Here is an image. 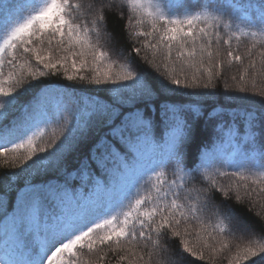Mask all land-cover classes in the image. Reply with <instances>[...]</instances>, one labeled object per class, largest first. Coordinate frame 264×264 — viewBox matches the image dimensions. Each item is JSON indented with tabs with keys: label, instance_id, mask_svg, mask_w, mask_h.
Listing matches in <instances>:
<instances>
[{
	"label": "trees",
	"instance_id": "1",
	"mask_svg": "<svg viewBox=\"0 0 264 264\" xmlns=\"http://www.w3.org/2000/svg\"><path fill=\"white\" fill-rule=\"evenodd\" d=\"M44 3L0 0V264H264V0ZM81 171L108 208L46 255Z\"/></svg>",
	"mask_w": 264,
	"mask_h": 264
},
{
	"label": "rangeland",
	"instance_id": "2",
	"mask_svg": "<svg viewBox=\"0 0 264 264\" xmlns=\"http://www.w3.org/2000/svg\"><path fill=\"white\" fill-rule=\"evenodd\" d=\"M48 0L47 3H49ZM264 9L260 10L255 8L254 14L256 20L264 21ZM22 32V27H15L11 33L5 38L2 43V46L9 44L12 40L17 38ZM84 177V176H83ZM102 185L92 187L91 189L84 190L83 188L76 189L75 193L68 189H61L60 192V201L59 206L62 211V215L65 217L64 212H69V210L75 211V215H71L67 222L62 224V229H59V226L64 219L62 215H55L44 219V230H45V240L48 241V251L51 253H59V245L62 237L66 236L72 231H76L84 227L89 219L93 217L94 210L99 208V205L103 202L101 193L97 190H100ZM76 194V195H75ZM77 198V200H76ZM78 200L80 201L79 203ZM34 206H40V199L36 198L34 200ZM77 208V209H75ZM64 211V212H63ZM68 216V215H67ZM66 216V217H67ZM235 230L238 233H247L243 227H240L238 224L235 225ZM178 263V262H174Z\"/></svg>",
	"mask_w": 264,
	"mask_h": 264
}]
</instances>
